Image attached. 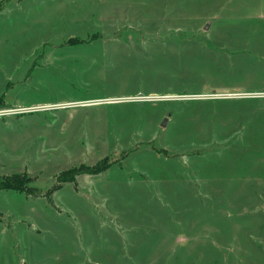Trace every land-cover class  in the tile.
<instances>
[{"label": "rangeland", "instance_id": "1", "mask_svg": "<svg viewBox=\"0 0 264 264\" xmlns=\"http://www.w3.org/2000/svg\"><path fill=\"white\" fill-rule=\"evenodd\" d=\"M157 154L176 166L147 181ZM20 172L0 264H225L233 236L232 264H264V0H0V177Z\"/></svg>", "mask_w": 264, "mask_h": 264}, {"label": "crops", "instance_id": "2", "mask_svg": "<svg viewBox=\"0 0 264 264\" xmlns=\"http://www.w3.org/2000/svg\"><path fill=\"white\" fill-rule=\"evenodd\" d=\"M138 95V94H137ZM146 95H148V94H146ZM133 95H130V96H123V98H126V97H132ZM122 98V99H123ZM126 99H128V98H126ZM169 121H170V119H169ZM105 123V122H104ZM218 124V123H217ZM232 122L230 121V123H227L226 125H221V126H219V128L220 129H217L216 127L214 128V130H207V132H206V134H208V135H210V134H226V133H228V132H230V131H235L236 129L235 128H233L232 126ZM198 127H196V129H197ZM228 129V130H227ZM123 136H121V139H123L124 140V138H127L128 136H126V133L124 132V134H122ZM196 135V131L194 130V133L192 134V137L193 136H195ZM254 145V144H253ZM185 148H189V147H185ZM184 148V149H185ZM156 158H157V161H156V163L155 164H152L153 162H151V161H149V163H148V166H149V168H148V171H145V172H143V173H146V175H147V181H151V180H153V178H154V173H152V172H157V170L158 169H160V170H163L162 168H166V167H168V166H170V168H174L176 165H175V161H174V159L175 158H166L165 156H159L158 154H157V156H156ZM196 164H198V167H202L203 168V166H204V164H203V162H206V161H203V162H201V163H198L197 161H194ZM181 163V162H180ZM182 164V163H181ZM183 165V164H182ZM212 166V165H211ZM143 169H145V167H144V165H143V167H142ZM182 168V170H184V172H185V176H186V174H191L188 178H190V180L192 181V180H196V174H197V172H195L194 170L193 171H186V166H184L183 165V167H181ZM108 169V168H107ZM138 169V168H137ZM105 171V170H104ZM100 173V172H99ZM98 174V173H97ZM96 174V175H97ZM192 175H195L194 176V178L192 177ZM243 175V173L242 174H240V176H242ZM182 175H179L178 177H181ZM133 176L131 175L130 176V178H132ZM140 177H141V173L137 176V178L138 179H140ZM142 178V177H141ZM239 178V177H238ZM241 179H243V177H240ZM91 181V180H90ZM146 180H143V178H142V180L140 181L141 182V184H140V186L139 187H141L142 185H144V182H145ZM193 182V181H192ZM197 184H202V185H205V186H207L208 184H209V177H208V175H207V173H206V176L205 177H201V179H199V178H197ZM225 180H223V183L225 184ZM91 183H94V181L93 182H91ZM208 187V186H207ZM224 191H225V189H224ZM211 193H213V191H211V189H210V187H208V190H205V191H203V196L204 197H206V198H212V197H217V196H215L214 194H211ZM253 194H255V195H258V194H256V193H253ZM203 212H205L206 214H209V215H211L212 213H214V210L213 209H210V208H208V209H206L205 211L204 210H202ZM198 212L199 211H192V213L190 214V212L189 213H187V215H185V216H183L182 218V224H181V226H179L182 230H186L187 231V229H190V228H193V226H185L186 225V222H185V218H187L188 216H193V215H198ZM185 217V218H184ZM236 240V242L234 243L233 242V240L234 239ZM233 238H231L230 240H231V243L229 242V243H227V246L228 245H231V247H232V250H231V248H229L228 247V249H227V254H226V260L223 258V256L220 258V259H218V260H220L221 262H225V264H232V256L231 255H234V252H236V250H237V253H240L241 255L242 254H245V256H247V252H246V250H245V246H244V243H243V240L242 239H240V237H234L233 236ZM205 240H209L208 242H206V244L205 245H203V247L202 246H200L201 248H211L210 250L212 251V249L213 248H215L216 249V253L215 254H217V252H218V250H217V246H216V244H215V241L213 240V238H212V235L209 233V236H208V238L207 239H205ZM234 243V244H233ZM207 245V246H206ZM233 245V246H232ZM234 246H236V247H234ZM184 249H186L187 250V248H186V246L185 247H183ZM181 249V248H180ZM234 249H235V251H234ZM181 252H185V251H181ZM196 252V251H195ZM212 253H214L213 251H212ZM215 257H217V255H215ZM184 258H186L185 257V254H184ZM236 264V263H235Z\"/></svg>", "mask_w": 264, "mask_h": 264}, {"label": "trees", "instance_id": "3", "mask_svg": "<svg viewBox=\"0 0 264 264\" xmlns=\"http://www.w3.org/2000/svg\"><path fill=\"white\" fill-rule=\"evenodd\" d=\"M107 168L108 165L101 164L100 162L96 163L94 166L84 165L82 163L79 164L78 167L69 168L66 171V173L70 174L68 177L61 179L62 175H59L57 179L59 183L63 184L67 181H73L80 174L95 175L99 172H102L103 170H106ZM30 181L31 179L26 172H20L19 174L4 175L0 177V190L12 189L17 192L20 191V192L30 193L28 191H25L24 188L26 184ZM58 187L59 186H56V188Z\"/></svg>", "mask_w": 264, "mask_h": 264}, {"label": "water", "instance_id": "4", "mask_svg": "<svg viewBox=\"0 0 264 264\" xmlns=\"http://www.w3.org/2000/svg\"><path fill=\"white\" fill-rule=\"evenodd\" d=\"M205 29H207V26H205ZM165 122H166V119L164 118V119L162 120V122H161V126H163V125L165 124Z\"/></svg>", "mask_w": 264, "mask_h": 264}, {"label": "built area", "instance_id": "5", "mask_svg": "<svg viewBox=\"0 0 264 264\" xmlns=\"http://www.w3.org/2000/svg\"><path fill=\"white\" fill-rule=\"evenodd\" d=\"M143 97H145V96H143ZM143 97H141V98H143ZM145 98H147V97H145ZM149 99H153V98H149Z\"/></svg>", "mask_w": 264, "mask_h": 264}]
</instances>
